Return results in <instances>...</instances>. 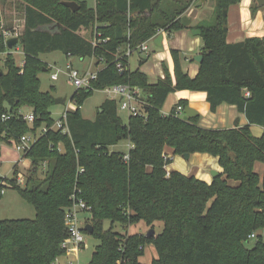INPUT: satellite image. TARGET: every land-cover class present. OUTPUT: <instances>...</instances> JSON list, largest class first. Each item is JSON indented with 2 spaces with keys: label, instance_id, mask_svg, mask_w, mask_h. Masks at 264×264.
I'll list each match as a JSON object with an SVG mask.
<instances>
[{
  "label": "trees",
  "instance_id": "obj_1",
  "mask_svg": "<svg viewBox=\"0 0 264 264\" xmlns=\"http://www.w3.org/2000/svg\"><path fill=\"white\" fill-rule=\"evenodd\" d=\"M22 1L23 67L0 44V53L9 52L7 72L0 73V145L25 135L36 141L22 153L31 161L25 185L15 183L20 173L16 165L13 178L0 176V198L4 188L18 190L36 217L0 222V264H54L67 255L64 216L76 188L91 207L87 223L99 241L89 264H142L149 245L157 252L152 264H264L263 240L253 248L246 246L252 234L264 230V174L255 171L256 163L264 164V134L257 138L250 130V125L264 129V38L227 42L229 10L242 0H215L212 24L193 27L201 31L203 41L196 77L184 71L180 52L171 50L175 83L165 67V78L157 84H150L139 68L131 69L126 51L141 55L138 47L161 31L172 34L189 28L183 15L192 0H95L94 7L79 0ZM62 1H75L80 8L74 12ZM82 30L91 31L90 37ZM58 51L102 66L90 88L73 95L77 108L67 112L68 133L49 130L56 123L50 111L55 98L41 91L38 77L49 70L40 56ZM146 59L141 58L139 66ZM115 85L141 90L142 115L124 122L118 101L107 100L94 121L86 120L81 113L86 99ZM185 90L206 93L213 113L223 104L236 106L249 126L203 128L200 115L178 113V107L185 113L186 100L165 115L169 95ZM25 108L33 112V124L25 120ZM123 140L131 146L128 160L126 153L112 151ZM167 149L175 156L210 155L218 159L222 172L211 183L169 172L172 158ZM141 222L155 233H128ZM157 222L163 223L160 233ZM117 225L125 233L116 231Z\"/></svg>",
  "mask_w": 264,
  "mask_h": 264
},
{
  "label": "rangeland",
  "instance_id": "obj_2",
  "mask_svg": "<svg viewBox=\"0 0 264 264\" xmlns=\"http://www.w3.org/2000/svg\"><path fill=\"white\" fill-rule=\"evenodd\" d=\"M80 2L86 1L87 5L89 7H94L95 0H79ZM183 3H187L191 0H180ZM196 3H194L193 8L191 11L187 12L189 10V7H191L192 2L190 3L189 7L187 8L186 12L184 14L189 15L191 18L196 17L197 20H204V25H211L213 22V12L215 7V0H207L206 3H204L203 7H205L204 11L196 15L195 6L201 5L202 3L200 0ZM252 5L257 7L258 4L256 0H252ZM24 6L25 2L22 0H0V15H1V33L5 31H13L15 29H23L25 25V14H24ZM264 9V7H262ZM187 18V17H186ZM185 19V18H184ZM195 21V22H196ZM83 36L89 38L91 35V31H84L82 30L80 32ZM10 53H12V56L15 59V62L17 65H21L24 62V53L23 48L21 45V42L13 49L9 50ZM9 52L6 53H0V73H6L7 69L5 67L4 61L8 55ZM146 55V54H145ZM140 57L139 54H134L131 59V69H136L132 67V65H135L137 59ZM40 59L44 61L51 70L47 71H41L38 74L39 80H40V89L43 92H50L54 98L55 102L51 106L50 111L52 113L53 119L58 122L60 121L66 112L68 111H74L77 106L76 103L72 101V97L75 94L77 88L74 86V84L71 82L67 66L69 64H72L73 68L80 71L81 74H85L86 72H94L96 73L97 69L101 66H97L95 64L94 59L91 58H85L81 59L79 57H67L62 52H53L48 54H43L40 56ZM150 66H153V61ZM139 65V63H138ZM59 71L60 76L57 81H53L51 79V75L55 72ZM172 76V75H171ZM175 76V75H174ZM173 78V76H172ZM116 96L113 94L107 93L106 90H99L94 91V93L86 99L84 104L81 106V113L82 116L86 120L94 121L97 118L98 112L101 109L102 105L107 100H113ZM57 99H66L64 104H57ZM171 99L170 97L167 99L166 102H169ZM168 104V103H167ZM174 107L172 106L170 108V112L172 111ZM163 107V111H165ZM31 110L28 108H25L23 110L24 114L30 113ZM118 114L123 119L124 122L128 121L129 114L127 111H124L120 108L118 104ZM41 132L39 133V135ZM254 136V135H253ZM256 137V136H255ZM258 138V137H257ZM129 141L123 140L120 142L117 146L112 147V151H120V152H128L129 151ZM0 176L12 178L13 177V168L17 165L19 172H21L23 175H27L31 161L29 159L23 158L22 152H19L16 150V148L11 145L3 144L2 149L0 150ZM167 154L173 155V151L167 149ZM208 156V159H203L202 157H195L192 162L190 163H183L184 168L183 170L186 171L185 174L187 176H191V174L195 175L198 179L204 181L206 180V177L208 174L210 175V170L207 168L208 164L212 165L213 160H217L216 158L212 156ZM178 160L175 161V164H177ZM180 166V165H179ZM188 168L192 169L191 171H188ZM167 169L169 170L170 167L168 166ZM204 179V180H203ZM22 188V186H20ZM36 217V212L34 207L22 199L20 196L18 190L13 188H5L3 190V194L0 198V222L5 220H17V219H30L33 220ZM91 217L90 213H81L80 214V222L81 227L84 228L86 225H90L87 223V219ZM110 223L108 221L105 222V228H109ZM155 229L157 233H160L163 229V223L157 222L155 224ZM116 231L125 233L123 229L117 225L115 228ZM151 228L147 226L145 223L141 222L136 225L131 226L128 229L129 234H147ZM85 235V244L83 249L78 253V251L70 247L67 255H64L60 258H58L54 264H69V261H74L78 264H89L93 253L95 252L96 247L99 245V241L95 239L92 235ZM255 238L250 239L249 242L246 244L248 248H253L258 241L259 238H261L264 242V230H259L256 233ZM157 257L156 249L153 245H149L145 249V254L140 259V262L142 264H152V261Z\"/></svg>",
  "mask_w": 264,
  "mask_h": 264
},
{
  "label": "crops",
  "instance_id": "obj_3",
  "mask_svg": "<svg viewBox=\"0 0 264 264\" xmlns=\"http://www.w3.org/2000/svg\"><path fill=\"white\" fill-rule=\"evenodd\" d=\"M195 1L198 2L199 0H192V5L191 7H189V10L187 12L192 10L194 6L193 4L196 3ZM203 5L204 3L195 6V10L197 12L196 15H199L204 11L205 7H203ZM197 17L198 16H196L195 18H191L189 15L184 14L183 19H186L189 28L177 31L172 34H169L166 31H161L158 34V36L162 35L161 46H157L154 41L150 42L148 52L141 54L137 59L135 65H132V67L136 69L139 68L141 72L147 75L150 84H157L160 79L165 78L164 68L166 67L173 76V81L175 83L174 61L171 55V50H178L183 58L182 67L184 71L187 72L191 78L196 77L199 73L200 64H198L194 60V58L197 55H201L203 41L201 36L193 34V31L197 30L193 29V27L204 21H196ZM254 37L264 38V9L259 7V10L254 11L252 0H242L240 4L232 6L229 10L227 42L229 44H234L242 42L247 38ZM141 58H147V61L142 66H139L138 63L140 62ZM151 61H153L154 63L153 66H150V64L152 63ZM20 66H22V64ZM169 97L171 100L169 102H166L164 105V108H168L164 109L165 111H163L165 115H168L170 113V108L172 106L175 107L180 100H186L188 102V106L194 109L200 115L199 124L203 128L231 129L237 125H239L240 127L249 126L246 115L240 113L236 106L223 104L217 108L215 113L211 112L210 105L207 102V94L204 92H191L185 90L171 93ZM184 115L186 116L185 113H182L181 116ZM250 130L252 134L258 138L262 137L264 134V129L257 125H250ZM2 146L3 144L1 145V149ZM199 156L203 159H208V156L206 154L199 153L191 155L190 160L188 161L185 160L183 156L171 155L172 163L169 166L170 169L167 170L169 172L179 171L185 174L186 171L183 170V163H190L195 157L198 158ZM177 160L178 162L177 164H175V161ZM207 168H209L208 170H210V173L212 171H217L219 173L222 172V169L218 163V159L213 160L212 165L208 164ZM191 170L192 169L188 168V171ZM255 171L262 177L264 174V164L256 163ZM193 174H191V176H195ZM204 181L207 183H211L213 181L212 175L208 174L206 180ZM231 184L236 185L237 183L231 182Z\"/></svg>",
  "mask_w": 264,
  "mask_h": 264
},
{
  "label": "built area",
  "instance_id": "obj_4",
  "mask_svg": "<svg viewBox=\"0 0 264 264\" xmlns=\"http://www.w3.org/2000/svg\"><path fill=\"white\" fill-rule=\"evenodd\" d=\"M23 29H15L13 31H5L0 34V44L3 43L7 47V43L12 38H19V36L22 34ZM155 38L151 39L148 42L143 43L140 45L137 49V52L140 51L142 53H147L149 49V43L154 41ZM136 52V51H135ZM134 52V53H135ZM133 51L128 48L126 51V56H133ZM95 61V60H94ZM96 64V61H95ZM24 62L22 63L23 67ZM102 67V66H101ZM98 68L96 73L94 72H86L85 74H81L80 71L73 68L72 64H69L67 66V71L69 78L71 82L74 84V86L78 89L83 88H90L91 83L97 79L98 70L101 69ZM118 69L122 70V65L118 64ZM51 70V68H49ZM60 72L57 71L54 74L51 75V79L53 81H57L59 79ZM76 90V91H77ZM107 93L113 94L116 97L113 100H117L120 108L124 111H127L129 116H138L142 115V106L143 102L140 100L142 93L141 90L138 88H132L128 85H115L111 86L105 89ZM249 92H247V96H249ZM178 113L184 112L182 107L177 108ZM25 120L29 122V124H33L35 121V116L33 112L31 111L28 114H24ZM4 120L9 119V116L4 115ZM49 130H62L64 133H68V127H67V112L63 116V118L56 122L55 125L49 129ZM44 133L48 132L47 128H44L42 130ZM36 141V137L33 135H25L20 138L19 141L15 142L13 141L12 144L19 152H24L25 150L29 149L31 145ZM2 145V144H1ZM0 145V150H1ZM131 149V146L130 148ZM129 152V151H128ZM128 152L125 155V160L129 159ZM1 167V164H0ZM47 167V164L44 163L43 168L45 169ZM13 178V177H12ZM15 183L18 186H24L25 185V175H23L21 172L17 175V177H14ZM6 187H11L9 183H5ZM5 189V188H4ZM3 189V190H4ZM3 190L1 193L3 194ZM81 191L79 189H75L74 193L72 194L70 200H71V206L65 210V226L68 231V238L63 243V248L67 250V253L69 251L70 247L75 248L78 253L83 249L85 244V233L83 232V229L81 227L80 222V214L81 213H90L91 207L88 206V204L81 198L80 196ZM255 234H252L250 236V239L255 238ZM69 264H78L74 261H69Z\"/></svg>",
  "mask_w": 264,
  "mask_h": 264
},
{
  "label": "water",
  "instance_id": "obj_5",
  "mask_svg": "<svg viewBox=\"0 0 264 264\" xmlns=\"http://www.w3.org/2000/svg\"><path fill=\"white\" fill-rule=\"evenodd\" d=\"M206 1H207V0H201L202 3H205ZM256 2H257V4H258V7H260V8L264 7V0H256ZM61 3H62V5H64L65 7L69 8V9H71V10L74 11V12H77V11L79 10V8H80L79 5H78V3L75 2V1H62ZM193 34H194V35H199V36H201V31H200V30H194V31H193ZM19 42H20L19 38H12V39H10V40L8 41V43H7V48H8L9 50H13V49L19 44ZM154 42H155V44H156L157 46L160 47V46H161V42H162V35L157 36V37L154 39ZM194 60H195L198 64H201L202 61H203V56H202V55H197V56H195ZM44 71H46V70H44ZM65 101H66V99H57V100H56V103H57V104H64ZM185 114H186V116H187L188 118H194V117L199 116V114H198L194 109L190 108L189 106H187V107L185 108ZM183 157H184L185 160L188 161V160H190L191 154H185V155H183ZM211 175H212V178H213V180H214V179H216L217 177L220 176V173L217 172V171H212V172H211ZM84 231H85L86 233H88L89 235H93V233H94V228H93L91 225H86V226L84 227ZM154 233H155V231L151 229V230L147 233V236H152Z\"/></svg>",
  "mask_w": 264,
  "mask_h": 264
}]
</instances>
